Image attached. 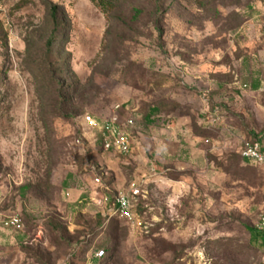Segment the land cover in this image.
Returning <instances> with one entry per match:
<instances>
[{
    "label": "rangeland",
    "instance_id": "374dc122",
    "mask_svg": "<svg viewBox=\"0 0 264 264\" xmlns=\"http://www.w3.org/2000/svg\"><path fill=\"white\" fill-rule=\"evenodd\" d=\"M84 114L133 118L131 152ZM259 136L264 0H0V264H264Z\"/></svg>",
    "mask_w": 264,
    "mask_h": 264
},
{
    "label": "built area",
    "instance_id": "2783aa9c",
    "mask_svg": "<svg viewBox=\"0 0 264 264\" xmlns=\"http://www.w3.org/2000/svg\"><path fill=\"white\" fill-rule=\"evenodd\" d=\"M83 122L89 128L97 130L100 147L103 150L115 151L121 155H127L131 152V129L135 123L133 118L119 122L115 116H110L99 122L92 115L84 114ZM239 155L254 163L264 164V149L257 141L243 139ZM94 181L99 182V178L95 177ZM138 193L139 188L135 181L129 184L128 192L117 191L114 196V213L121 218L130 219L133 215L130 194L137 195ZM4 225L14 229L21 228V222L17 216L6 219ZM256 228L257 230H264V213L260 216Z\"/></svg>",
    "mask_w": 264,
    "mask_h": 264
},
{
    "label": "trees",
    "instance_id": "16d2710c",
    "mask_svg": "<svg viewBox=\"0 0 264 264\" xmlns=\"http://www.w3.org/2000/svg\"><path fill=\"white\" fill-rule=\"evenodd\" d=\"M103 11L105 12V9H103ZM48 12H49V17H50V24H51V28L49 31V35L46 39V47L48 48V50H52L53 48V44L56 43L58 36H59V32H60V20H59V10H58V6L57 5H53L50 4L49 8H48ZM59 86V85H57ZM54 92L56 93V95L59 98H62V104H64V95L66 94L64 91H62V89H60L59 87L54 89ZM71 97V96H70ZM70 97H67L66 99H69ZM61 104V105H62ZM62 108L61 113L62 116L64 117H68V113L67 111L64 109V107H59ZM66 111V112H65ZM248 140H254L257 141L261 148L264 149V138L259 136V137H255L254 139H250L248 138ZM242 158V157H241ZM244 159V158H242ZM247 160V159H244ZM249 161V160H247ZM10 228V227H9ZM14 229V228H12ZM18 230V229H15ZM250 242L251 244H255L258 247L264 248V230H257V229H250ZM100 255H102L104 252L102 250L99 251Z\"/></svg>",
    "mask_w": 264,
    "mask_h": 264
}]
</instances>
